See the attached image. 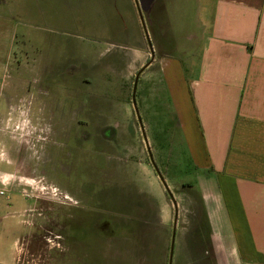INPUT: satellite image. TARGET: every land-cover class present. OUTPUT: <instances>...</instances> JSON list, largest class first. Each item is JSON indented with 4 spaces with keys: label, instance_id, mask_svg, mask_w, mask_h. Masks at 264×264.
<instances>
[{
    "label": "rangeland",
    "instance_id": "rangeland-1",
    "mask_svg": "<svg viewBox=\"0 0 264 264\" xmlns=\"http://www.w3.org/2000/svg\"><path fill=\"white\" fill-rule=\"evenodd\" d=\"M92 5L0 0L2 264H167L169 244L145 263L127 239L110 236L133 202L151 225L167 214L169 237L174 208L131 101L135 75L150 59L135 3L130 21L123 14L120 43L114 30L92 27ZM148 74L137 83L136 107L154 163L185 212L182 197L205 169L193 154L200 143L190 126V143L175 130ZM20 219L24 227L14 226Z\"/></svg>",
    "mask_w": 264,
    "mask_h": 264
},
{
    "label": "crops",
    "instance_id": "crops-1",
    "mask_svg": "<svg viewBox=\"0 0 264 264\" xmlns=\"http://www.w3.org/2000/svg\"><path fill=\"white\" fill-rule=\"evenodd\" d=\"M134 3L153 54L138 82L157 78V100L186 142L190 126L205 169L169 237L167 214L151 225L133 202L110 236L145 263L169 244L168 264L173 243L171 264H264V0H93L92 27L114 30L120 43Z\"/></svg>",
    "mask_w": 264,
    "mask_h": 264
},
{
    "label": "water",
    "instance_id": "water-1",
    "mask_svg": "<svg viewBox=\"0 0 264 264\" xmlns=\"http://www.w3.org/2000/svg\"><path fill=\"white\" fill-rule=\"evenodd\" d=\"M135 2H136V0H135ZM139 15H140V20H141V23H142V27H143V30H144L145 37H146V39L148 41L147 30L145 28V25H144V22L142 20V17H141L140 12H139ZM149 48H150V55H151L150 60L142 68H140L139 71L135 75V78H134V81H133V87H132L131 101H132V104H133V107H134V111H135V114H136V117H137V120H138V124H139L140 129H141V132H142L143 140H144V143H145V146H146V150H147V154H148L150 163H151L152 167L154 168V170H155V172L157 174V177L159 178V180H160V182H161V184H162V186H163L166 194L168 195V197L170 198V200H171V202L173 204L174 212L177 213L178 212L177 203L174 200L173 196L171 195V193L169 191V188H168V186L166 185V183L164 181V178L159 173V171H158V169H157V167H156V165L154 163V160H153V157H152V154H151V151L149 149L148 142H147V138H146V136L144 134V130H143V127H142V124H141V120H140L139 114H138V109H137L136 103H135V92H136V86H137L139 77H140L141 73L144 71V69L153 61V54H152V49H151L150 44H149ZM173 237L174 236L172 234V240H173ZM172 244H171V250H170L169 263L168 264H171V259H172Z\"/></svg>",
    "mask_w": 264,
    "mask_h": 264
},
{
    "label": "built area",
    "instance_id": "built-area-1",
    "mask_svg": "<svg viewBox=\"0 0 264 264\" xmlns=\"http://www.w3.org/2000/svg\"><path fill=\"white\" fill-rule=\"evenodd\" d=\"M4 195V192L0 191V196H3Z\"/></svg>",
    "mask_w": 264,
    "mask_h": 264
},
{
    "label": "flooded vegetation",
    "instance_id": "flooded-vegetation-1",
    "mask_svg": "<svg viewBox=\"0 0 264 264\" xmlns=\"http://www.w3.org/2000/svg\"><path fill=\"white\" fill-rule=\"evenodd\" d=\"M67 216H69V214H66ZM70 216H72V215H70ZM112 233V231H110V234Z\"/></svg>",
    "mask_w": 264,
    "mask_h": 264
}]
</instances>
